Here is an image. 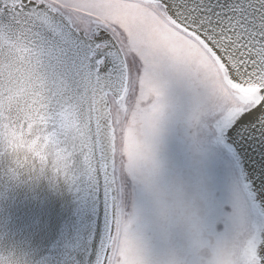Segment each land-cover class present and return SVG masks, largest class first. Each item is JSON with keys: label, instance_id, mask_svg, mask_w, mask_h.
Listing matches in <instances>:
<instances>
[{"label": "snow or ice", "instance_id": "snow-or-ice-1", "mask_svg": "<svg viewBox=\"0 0 264 264\" xmlns=\"http://www.w3.org/2000/svg\"><path fill=\"white\" fill-rule=\"evenodd\" d=\"M14 102L83 196L85 264H264V0H0Z\"/></svg>", "mask_w": 264, "mask_h": 264}, {"label": "bare ground", "instance_id": "bare-ground-1", "mask_svg": "<svg viewBox=\"0 0 264 264\" xmlns=\"http://www.w3.org/2000/svg\"><path fill=\"white\" fill-rule=\"evenodd\" d=\"M20 112L22 111H20L19 104L15 102L5 111L6 114H9L6 117L10 121ZM35 162L38 163L37 167L40 168L46 165L41 157L35 159ZM13 168L14 165H12L7 154L0 157V254L13 255L15 240L20 238L23 233V231L20 233L12 227L13 224H16L18 227H24L29 236L26 247L24 246L22 251L26 253V251L34 249L35 253H39L34 248L37 245L45 252L41 260L42 264H85L90 247L89 233L91 226L81 192L69 185H63L62 179L59 181L61 198L66 197V205L63 206L61 230L50 248H48L49 245L44 248L45 243L52 236L50 235L46 240L47 234L42 231L35 238L34 233L32 234L29 228L30 222L27 220L34 208L38 206L40 208L42 205L40 202L45 188L39 180L40 173L37 171L36 178L31 170L34 168L30 166L29 169L26 166L27 170L19 169V176H17ZM92 243H95V241ZM29 261H26L27 264H34L33 262L29 263Z\"/></svg>", "mask_w": 264, "mask_h": 264}, {"label": "water", "instance_id": "water-1", "mask_svg": "<svg viewBox=\"0 0 264 264\" xmlns=\"http://www.w3.org/2000/svg\"><path fill=\"white\" fill-rule=\"evenodd\" d=\"M8 107L6 108V110H8ZM6 115L8 116L9 114L5 113V116ZM19 115H24V114L20 112ZM7 121H10V120L7 119ZM24 126L28 127V123L26 122ZM32 129L34 132L36 131L39 132L37 128H32ZM39 135H40L41 143H45L46 141L42 138V135L40 132H39ZM3 155H0V157ZM35 159L36 158L32 159V163L30 166L34 169H31V170L35 174V176L37 174V171L40 173L39 180L44 186L45 192L40 202L42 203L41 207L39 208L38 206L34 208V210L31 212L30 217H28L27 220L30 222L29 228L32 231V234L34 233L35 238L36 236L41 234L42 231H45L47 234L46 240L50 235L52 236L47 240V242L44 245V248L47 245H49L48 248H50L53 241L57 239L58 232H60L61 230L63 206L66 205V197L61 198V187H60L59 181L62 178L56 173V170H55L56 157H55V151L53 147L49 145V148L47 149L46 154L41 156V159H43L46 163V165H44L45 167H42V168L37 167L38 163L35 162ZM30 166H28L29 169H30ZM61 182L63 185H68L64 182L63 179L61 180ZM66 193L68 195V191ZM67 202H68V198H67ZM12 227L20 231V233L23 231L22 235L24 236L23 237L21 235L20 238L15 240V244H14L15 250L13 251L12 254L14 256H21L26 261L30 260L29 263L33 262L34 264H42L41 260L43 259L45 252H43V250H41L36 245L34 248L35 250L39 251V253H35V251H33L34 249L30 251H26V253H24L22 251V248L24 246L26 247V243L29 239L28 233L25 232L24 227L23 228L18 227L16 226V224H13Z\"/></svg>", "mask_w": 264, "mask_h": 264}, {"label": "clouds", "instance_id": "clouds-1", "mask_svg": "<svg viewBox=\"0 0 264 264\" xmlns=\"http://www.w3.org/2000/svg\"><path fill=\"white\" fill-rule=\"evenodd\" d=\"M26 122L29 123L28 118L18 114L11 121L0 123V155L7 154L17 176L19 169L26 171L32 159L45 155L48 148L46 142L41 143L38 131L24 126ZM0 257H10L11 264H27L21 256L0 254Z\"/></svg>", "mask_w": 264, "mask_h": 264}]
</instances>
